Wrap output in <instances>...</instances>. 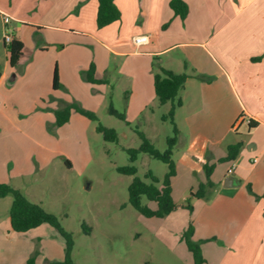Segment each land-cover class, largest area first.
Instances as JSON below:
<instances>
[{
  "label": "crops",
  "instance_id": "0c3cea01",
  "mask_svg": "<svg viewBox=\"0 0 264 264\" xmlns=\"http://www.w3.org/2000/svg\"><path fill=\"white\" fill-rule=\"evenodd\" d=\"M169 1L114 0L120 19L97 29V0H0L13 39L23 44L11 67L0 19V183L42 206L29 183L41 167L58 162V149L44 143L51 141L46 126L53 125L58 105L86 96L95 101L97 93L101 102V94L117 87L127 117L148 121L158 106L170 108L157 101L154 75L160 69L183 73L188 78L173 117L178 135L171 179L179 207L167 216L180 214L182 232L192 221L195 240H212L203 250L207 264H264V0H183L184 19ZM139 35H150V42L137 47ZM53 44L59 57L48 55ZM91 65L94 78L105 83L84 80ZM236 143V158L220 161ZM204 165L214 166L211 186L190 201V213L183 205L206 182ZM58 242L47 224L17 233L9 215L0 220V264H24L36 250L44 259L35 264L61 261L63 239Z\"/></svg>",
  "mask_w": 264,
  "mask_h": 264
},
{
  "label": "rangeland",
  "instance_id": "374dc122",
  "mask_svg": "<svg viewBox=\"0 0 264 264\" xmlns=\"http://www.w3.org/2000/svg\"><path fill=\"white\" fill-rule=\"evenodd\" d=\"M2 35L0 27V51H3ZM51 48L49 57L56 56L57 52L59 57L60 47L53 44ZM79 98L69 103L94 114L97 121L72 112L73 119L63 128H57L54 123L46 126L51 141L44 143L58 149V162L41 167L29 183L32 198L40 200L41 207L56 216L60 226L71 233L74 264H193L192 255L182 240L189 220L182 232L180 214L163 218H146L139 214L128 202L127 188L133 177L116 170L133 165L136 177L149 183L146 174L150 172L158 179L156 186L160 187L166 165L142 152H138L131 163L126 150L139 149L141 133L154 148L163 152L167 138L173 136V126L169 120L162 119L168 111L158 106L151 120L143 116L131 120L125 113L124 94L117 87L105 98L101 94V102L99 93L95 101L89 96ZM109 106L121 114L123 120L110 115ZM97 124L114 130L116 141H106L103 134L97 132ZM11 202V196L0 199V220L8 217ZM141 203L153 207L145 197L141 198ZM58 241H62L59 234ZM191 241L199 246L206 261L204 246L212 240H195L192 234ZM31 256L44 259L38 250Z\"/></svg>",
  "mask_w": 264,
  "mask_h": 264
},
{
  "label": "trees",
  "instance_id": "16d2710c",
  "mask_svg": "<svg viewBox=\"0 0 264 264\" xmlns=\"http://www.w3.org/2000/svg\"><path fill=\"white\" fill-rule=\"evenodd\" d=\"M97 12H96V28H104L120 19V11L114 4V0H97ZM169 7L173 14L180 19H184L188 13V7L183 0H170ZM5 45V44H4ZM8 53V61L11 67H14L19 58L22 55L23 44L13 39L11 43L5 45ZM83 78L86 82L91 84H103L105 81L96 80L94 78V67L91 65L86 71L83 72ZM188 76L186 74H175L165 69H160L153 78V89L157 101L160 105L169 103L170 108L166 115L162 116L163 120H169L173 126V136L167 138V148L160 152L153 147L152 144L141 134V145L138 150L128 149L126 152L129 155V160L133 163L136 159V154L142 152L148 156L161 161L167 167V171L163 176L160 187H157L158 179L152 176L150 172L146 176L150 179L149 183H145L135 176L136 169L133 165L118 167L116 170L119 174L125 176H132L127 192L129 204L142 216L146 218H163L175 211L179 206L175 204L171 195V179L176 173L175 164L172 160V149L176 143L178 130L174 124V113L176 108L181 105V101L177 98L178 92L182 89ZM200 80H205L203 77H198ZM59 87L57 79V71H54L53 88ZM72 112H76L88 120L96 122L97 119L94 114L87 112L74 103H64L61 108L55 110L54 125L61 127L68 122ZM110 115L116 116L123 120V116L117 113L111 106L108 108ZM97 132L103 134L106 141L115 142L117 135L114 130L107 129L100 124L96 126ZM241 148V143H236L227 147L226 156L220 161L234 160ZM213 165H204V172L206 176V182L201 183L198 189L194 193H190L183 208H186L190 213L192 212V206L190 201L193 198H202L204 196L205 189L211 186L209 181L210 174L213 170ZM6 196L12 197V202L9 208V222L13 232L24 233L30 229L36 228L41 224H47L53 228L63 239V258L61 261L48 262L47 264H74L72 259L73 238L71 233L65 231L59 224L56 216L46 212L40 204L32 203L17 189L11 186L0 183V198ZM145 197L149 202L154 204L151 208L147 205H142L141 198ZM182 207V206H181ZM264 221V212H263ZM193 234V228L189 221L188 227L182 233V240L191 253L193 258V264H206L205 259L202 257L200 248L197 244L191 241ZM35 259L33 256L29 257L24 264H34Z\"/></svg>",
  "mask_w": 264,
  "mask_h": 264
},
{
  "label": "built area",
  "instance_id": "2783aa9c",
  "mask_svg": "<svg viewBox=\"0 0 264 264\" xmlns=\"http://www.w3.org/2000/svg\"><path fill=\"white\" fill-rule=\"evenodd\" d=\"M0 19L4 25V35H3V43L5 45L11 43V41L13 40L12 37V33H13V29L10 25L11 22V17L3 12H0ZM150 42V35H139L137 37L133 38V43L139 47L142 45H146ZM256 159H253V162H255ZM234 163L231 164V166L228 168L227 173L231 174L234 170Z\"/></svg>",
  "mask_w": 264,
  "mask_h": 264
}]
</instances>
